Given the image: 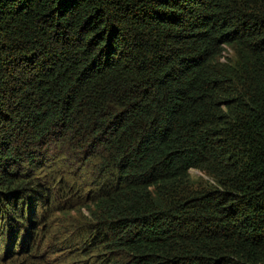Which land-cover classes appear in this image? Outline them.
Segmentation results:
<instances>
[{
	"label": "trees",
	"instance_id": "obj_1",
	"mask_svg": "<svg viewBox=\"0 0 264 264\" xmlns=\"http://www.w3.org/2000/svg\"><path fill=\"white\" fill-rule=\"evenodd\" d=\"M0 264H264V0H0Z\"/></svg>",
	"mask_w": 264,
	"mask_h": 264
},
{
	"label": "rangeland",
	"instance_id": "obj_2",
	"mask_svg": "<svg viewBox=\"0 0 264 264\" xmlns=\"http://www.w3.org/2000/svg\"><path fill=\"white\" fill-rule=\"evenodd\" d=\"M225 56L226 57H222L221 60H224L225 58H230L233 56V51L231 49H229L228 51L225 52ZM189 173L191 175L192 178H198V177H203V178H206V176L201 173L200 171L196 170V169H190L189 170ZM80 205H77L76 207H74L75 209L78 208ZM83 211V214L84 215H87L88 216V213L87 211L85 210H82ZM74 212V210H72V213Z\"/></svg>",
	"mask_w": 264,
	"mask_h": 264
}]
</instances>
